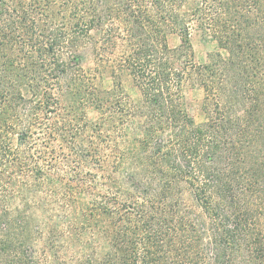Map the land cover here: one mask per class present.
I'll list each match as a JSON object with an SVG mask.
<instances>
[{"label":"trees","instance_id":"trees-1","mask_svg":"<svg viewBox=\"0 0 264 264\" xmlns=\"http://www.w3.org/2000/svg\"><path fill=\"white\" fill-rule=\"evenodd\" d=\"M194 35L216 45L206 64ZM188 89L203 92L202 122ZM42 129L107 195L76 208L74 185L49 179L75 212L42 225L24 200L34 188H18L13 213L2 194L12 264H264V0H0L2 188L19 171L42 181L10 146Z\"/></svg>","mask_w":264,"mask_h":264},{"label":"rangeland","instance_id":"rangeland-1","mask_svg":"<svg viewBox=\"0 0 264 264\" xmlns=\"http://www.w3.org/2000/svg\"><path fill=\"white\" fill-rule=\"evenodd\" d=\"M171 43L173 46H176L179 41L174 38ZM193 45L196 63L200 65L206 64L208 62V56L216 50V45L214 43H203L197 35L193 37ZM92 65V62L88 60L85 61V68H89ZM98 83L104 90L113 88V79L109 72H104L102 78L98 79ZM123 85L129 97L133 101L139 102L141 99L140 92L134 87L132 82L124 78ZM203 97V92L198 89H188L186 92L189 114L198 123L204 120V115L201 111ZM87 117L92 122L97 119L98 115L95 110L90 107L87 111ZM10 146L13 154L19 153L24 160L28 161V164H26L27 167L24 168L28 170L30 167L28 171H31L32 168L38 167L42 170L44 175L42 181L38 182L39 184H36L38 186L35 187L32 177L30 178L26 173L19 171L20 169H16L14 171L19 172L13 175L12 186L2 188L0 184V200L1 195H5V193L11 197V202L7 203V209L10 213H13V211L19 207L22 208L25 200L28 201L29 207L31 208L30 213L39 224L41 223L43 225L46 223L47 219L52 218L62 225L66 221L72 219L75 212L72 208L73 205L76 204V208H81L83 204L92 203L95 198L98 199L101 198V195L104 197L107 195V185L106 182L103 181L102 173L94 170L89 164L81 166L80 168H75L76 157L74 152L68 147L62 146L60 142H50L47 139L45 130L36 131L31 138H29L27 145L22 148H19L16 136L10 137ZM9 159H12V157L9 156ZM9 161L12 160H7L6 162ZM9 170L11 171L12 169L9 168ZM1 171L5 172L7 170L2 168ZM23 171L25 172V169ZM49 179L56 181V183H58L57 181H63L65 184L74 185L76 194L72 197V201H74L73 203L75 204L71 206L70 199L65 198V196L61 194L55 195L53 188L49 186ZM24 183L34 188V191L31 192L32 194H27L28 198L23 200L17 190L18 188L20 189L21 185ZM83 191H86V194H80ZM0 253L2 252L0 251ZM14 254V251L11 252L10 255L2 253V257L0 254V264H12ZM35 257L38 258L40 255L37 253Z\"/></svg>","mask_w":264,"mask_h":264}]
</instances>
